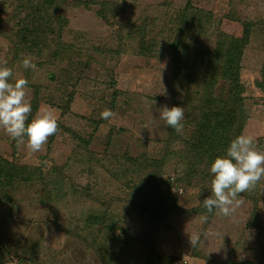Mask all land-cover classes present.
<instances>
[{"label":"rangeland","instance_id":"1","mask_svg":"<svg viewBox=\"0 0 264 264\" xmlns=\"http://www.w3.org/2000/svg\"><path fill=\"white\" fill-rule=\"evenodd\" d=\"M108 1L105 18L101 4L89 0L40 5L34 24L45 45L40 51L29 44L22 51L16 31L28 11L14 13L16 0H0V65L6 62L14 78H27L32 108L37 102L38 109H53L59 122L57 134L35 153L26 144L17 147L0 128L1 161L32 177L0 178V264H143L151 247L170 256L171 264H264V178L253 189L257 202L238 196L241 203L231 216L215 210L209 218L195 211L211 195L213 175L208 163H197L186 177L183 141L195 128L206 88L202 78L184 85L170 48L185 11L209 14L201 31L183 35L181 45L188 50L213 51L221 32L239 35L243 22L253 24L241 61L247 114L242 132L264 150V93L258 85L264 77V0ZM127 22H146L153 50H141L140 36L125 34L120 40ZM57 48L62 53L54 56ZM24 57L31 58L34 70L23 67ZM229 86L218 78L215 95L227 100ZM165 105L184 107L181 133L171 134L160 119ZM105 109L113 113L108 119L101 118ZM125 155L163 161L162 179L169 183L161 189L180 211H170L162 221L139 213L133 202L139 200L140 184L129 187L111 173ZM102 214L131 230L132 246L118 254L96 220Z\"/></svg>","mask_w":264,"mask_h":264},{"label":"trees","instance_id":"2","mask_svg":"<svg viewBox=\"0 0 264 264\" xmlns=\"http://www.w3.org/2000/svg\"><path fill=\"white\" fill-rule=\"evenodd\" d=\"M24 1L16 0L14 6V9H16L14 13L28 11L26 18L19 20V27L16 33L20 40L16 47L18 50L23 51L28 49L30 44L41 51V48L45 45L46 38L44 34H40L37 31V26L34 24L38 20V16L36 15L40 10V5L52 3L54 0H38L33 4L32 2L35 0ZM85 3H88V1ZM89 3L101 4L99 14L105 18L107 5L112 2L108 0L101 2L100 0H89ZM9 6L12 7V3ZM208 20L209 14L204 13L200 9H196V12L192 15H189L185 11L180 17L179 23H177L179 28L175 39L170 44L175 63V72L177 76L181 77L184 85L188 84L187 81H196L197 78H202L201 80H204L206 88V91L202 93L203 96L200 94L201 106L198 107L197 121L194 124L195 128L192 134L183 141L186 145L185 153L182 155V158L185 160L186 177H191L196 172L197 163H208L211 167L217 156L225 155L231 140L242 133L247 122L244 105L245 85L241 80V61L244 50L250 41L253 24L243 22L242 33L239 35L221 32L216 48L213 51L188 50L185 46L181 45L183 35L188 31H192L191 34L198 30L201 31L202 25ZM145 29L146 22L139 25L127 22L119 31L120 40L125 39L126 35L130 38L132 36H140L142 39L140 44L141 50L148 53L153 50L154 43L148 44L146 41ZM61 53L62 50L57 48L54 51V56H58ZM218 78H223L230 84L227 100L225 101L219 99L213 90ZM258 85L264 93V77L262 81L258 82ZM38 107V103L34 102L33 112L37 111ZM173 133L174 129L171 128V134ZM78 139L83 140L87 144L85 139ZM115 161L119 162V165L114 166L113 170H111L114 177L124 179L126 184L132 188L140 184L139 200L133 202V205L138 209L140 214L162 221L170 211H180V208L175 206V202L170 203V205L166 202L165 192L161 189V183H169V179L167 181L162 179L164 164L162 160L147 156L127 157L125 155L117 158ZM3 176L10 182L21 178L25 180L32 179L30 172L24 168L18 167L9 161L3 162L0 159V178ZM252 193H254L253 189L239 196L252 200L254 197ZM253 200L255 203L257 202V199L254 198ZM256 209L257 205L255 204L254 213H256ZM195 211L200 214L207 212L204 206L196 208ZM207 213L209 218H212L215 215V209L213 212ZM107 217L105 214H102L96 217V220L100 228L106 230V233L112 236L116 249L119 250L118 254H120L133 245L134 241H132L131 230L127 227H121L120 221L115 222L107 219ZM252 219H256V216L254 215ZM117 228L121 231L116 235ZM171 263L172 258L170 256L159 253L154 247L148 250V255L143 262V264Z\"/></svg>","mask_w":264,"mask_h":264},{"label":"clouds","instance_id":"3","mask_svg":"<svg viewBox=\"0 0 264 264\" xmlns=\"http://www.w3.org/2000/svg\"><path fill=\"white\" fill-rule=\"evenodd\" d=\"M25 69H35L30 57H24ZM27 78H14L13 70L0 65V128L13 140L17 147L22 145L33 153L39 152L49 137L59 130L58 117L51 108H40L32 115V104L26 98ZM31 119L29 121V116ZM113 115L110 109L101 113V118ZM160 119L177 133L183 130L184 107L164 106L160 110ZM211 195L203 200L207 212L217 210L221 215L231 216L241 201L238 196L255 188L264 178V150H260L251 135L243 132L234 137L226 149V154L217 156L211 164ZM190 243L195 246L197 238L191 236Z\"/></svg>","mask_w":264,"mask_h":264}]
</instances>
